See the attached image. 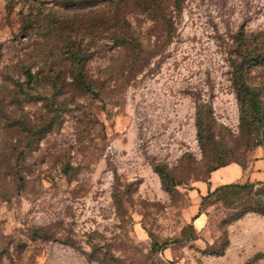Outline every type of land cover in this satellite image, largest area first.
<instances>
[{"label": "rangeland", "instance_id": "374dc122", "mask_svg": "<svg viewBox=\"0 0 264 264\" xmlns=\"http://www.w3.org/2000/svg\"><path fill=\"white\" fill-rule=\"evenodd\" d=\"M256 48L264 0H0V264H264Z\"/></svg>", "mask_w": 264, "mask_h": 264}, {"label": "trees", "instance_id": "16d2710c", "mask_svg": "<svg viewBox=\"0 0 264 264\" xmlns=\"http://www.w3.org/2000/svg\"><path fill=\"white\" fill-rule=\"evenodd\" d=\"M176 5L180 7L181 0H175ZM169 24L172 25L173 21L171 18H168ZM239 60H234L233 62V71H232V82L237 90V96L240 100L242 107H246L247 109H251L253 112V118L257 123H263L264 121V112H263V94L262 89L259 86L253 85L249 81V70L252 66L263 64L264 63V49L257 50L254 49L252 51L244 52L243 50H239ZM78 65H82L81 61L78 62ZM79 72V80L85 85L86 88L90 89L91 86L85 82L84 72L82 70ZM29 77L31 79L32 74L29 71ZM83 75V77H82ZM239 164V163H238ZM219 168V167H217ZM215 168V169H217ZM214 169V170H215ZM213 170V171H214ZM224 187H250L254 186L252 183H241L240 181H231L223 184ZM263 189L260 191H264V184H262ZM258 209L252 208L262 214H264V198L260 195L258 198Z\"/></svg>", "mask_w": 264, "mask_h": 264}, {"label": "crops", "instance_id": "0c3cea01", "mask_svg": "<svg viewBox=\"0 0 264 264\" xmlns=\"http://www.w3.org/2000/svg\"><path fill=\"white\" fill-rule=\"evenodd\" d=\"M231 166L232 167H230V168H227V166H224V168H222V169H219V168L215 169L213 171L214 176L217 173H220L221 171H223L225 174H227L229 176L234 175V177H233L234 180H230V181H242L245 178H246V180L248 179L247 175H246V170L242 165L235 163V165H231ZM250 172L252 173V170ZM230 181H228V182H230Z\"/></svg>", "mask_w": 264, "mask_h": 264}]
</instances>
